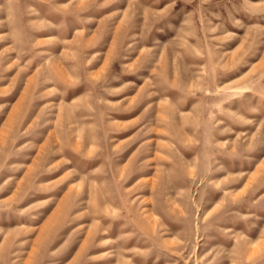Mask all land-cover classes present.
<instances>
[{"label":"rangeland","instance_id":"obj_1","mask_svg":"<svg viewBox=\"0 0 264 264\" xmlns=\"http://www.w3.org/2000/svg\"><path fill=\"white\" fill-rule=\"evenodd\" d=\"M0 264H264V0H0Z\"/></svg>","mask_w":264,"mask_h":264}]
</instances>
